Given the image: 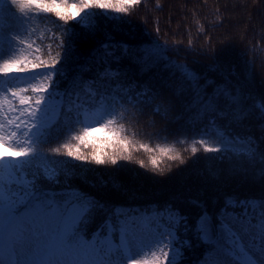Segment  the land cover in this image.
Listing matches in <instances>:
<instances>
[{
  "label": "snow or ice",
  "instance_id": "6c2138e0",
  "mask_svg": "<svg viewBox=\"0 0 264 264\" xmlns=\"http://www.w3.org/2000/svg\"><path fill=\"white\" fill-rule=\"evenodd\" d=\"M140 3L0 0V147L10 153L0 151V264H182L185 251L194 247L193 240L195 247L203 249L195 264H264V198L228 195L222 204L213 201L211 211L208 202L190 200L192 208L198 209L191 223L192 217L171 203L154 212L134 213L72 183L80 180L96 187L87 177L95 169L86 167L87 163L117 165L120 159H132L130 154L123 155L129 144L119 123L126 119L125 106L142 112L141 106L153 105L159 95L148 84L129 79L133 68L140 75L162 68L174 78L166 86L175 96L187 98L184 111L189 123L198 127L191 153L216 154L205 157L209 176L218 178L222 171L214 162H226L230 175L264 180V99L231 84V73H222L223 82L218 83L185 64L166 61L168 49L158 42L133 48L104 31V40L69 78L68 64L80 35L76 27L94 37L102 31L100 17L115 22V29L127 22L126 15ZM49 14L58 18L54 24H64L61 35L52 37L60 51L53 55L49 44L44 59L38 55L41 48L33 49L26 33L29 21L47 22ZM61 84L66 87L62 89ZM153 111L160 113V105ZM253 116L261 121L259 137L246 123ZM97 132L109 138L98 143L93 138ZM176 143L183 141L178 138ZM53 144L45 150V145ZM89 147L93 149L90 156L84 151ZM108 147L113 148L112 154L105 151ZM140 148L154 151L147 144ZM172 151L159 148L163 156L183 163L179 155H168ZM139 163L146 166L144 160ZM150 163L163 171L156 156ZM98 183L106 187L108 181L98 178ZM98 215L102 220L89 234ZM149 255L151 259H137Z\"/></svg>",
  "mask_w": 264,
  "mask_h": 264
},
{
  "label": "trees",
  "instance_id": "16d2710c",
  "mask_svg": "<svg viewBox=\"0 0 264 264\" xmlns=\"http://www.w3.org/2000/svg\"><path fill=\"white\" fill-rule=\"evenodd\" d=\"M77 0H69L75 3ZM101 11V10H94ZM123 15V14H122ZM51 20L41 22L33 18L28 22L29 33L26 35L33 49L39 46L42 58L47 59V45L52 44V54L60 49L55 47L53 34L59 37L63 32V21H58L54 14H49ZM241 17L238 27L233 29L234 18ZM126 23H120L114 29L115 22L105 21L100 17L102 31L96 35L86 36L84 30L76 27L79 37L75 40L74 58L68 64L69 78L76 74L77 66L87 62L89 53L97 44L104 40V31L110 33L116 42L126 43L133 48L149 47L158 42L166 46L168 51L166 61L187 65L196 73L223 82V74L233 85H239L246 94L258 99H264V0H141L130 14L126 15ZM69 21V25H74ZM157 29L159 31L157 32ZM31 51V50H30ZM128 64L127 61L124 62ZM210 66H216L218 71H210ZM90 74H85L87 78ZM129 79L137 84H148L154 92H158L153 105L141 106L142 112L132 105H126V119L119 121L125 131L121 134L127 141L131 160H118L117 165H96L87 163L86 167L95 169L87 173L89 181L96 182V187L74 180L72 183L81 190L89 192L109 205L122 206L134 213L155 211L165 204H173L182 212L189 214L195 222L198 209L192 208L190 200L199 199L208 202L210 211L213 201L223 203V198L235 195L240 198H264V180L252 176L230 175L228 164L214 162V166L222 171L218 178L208 175L206 167L209 161L206 156L216 155L198 151L192 154L191 142L198 127L189 123L183 104L187 98L177 97L166 83H173L174 78L168 71L155 69L145 75H140L135 68ZM66 84H61V88ZM155 105H160L161 112L153 111ZM168 110L167 117L163 115ZM246 123L251 125L253 135L259 137L257 125L261 121L255 116ZM237 131H242L237 129ZM100 143L109 138L104 132L102 136L94 135ZM183 143H176L177 139ZM147 144L154 149L145 152L140 148ZM53 145H45L47 150ZM160 147L172 148L168 155H179L183 160L172 161L159 152ZM199 148V145H197ZM264 148V144L261 145ZM86 155H91V147L84 149ZM112 154L113 148L105 149ZM117 153L121 151L119 147ZM156 156L162 172L153 169L150 158ZM199 159L198 163H194ZM144 160L145 167L139 161ZM80 163V162H77ZM124 165L123 168H119ZM119 168V170H117ZM98 178L108 181L107 186H100ZM115 181L117 187H113ZM219 205H217L218 207ZM102 220L96 217V222L88 228L90 234ZM185 251L182 264H195L203 249L195 247Z\"/></svg>",
  "mask_w": 264,
  "mask_h": 264
},
{
  "label": "rangeland",
  "instance_id": "374dc122",
  "mask_svg": "<svg viewBox=\"0 0 264 264\" xmlns=\"http://www.w3.org/2000/svg\"><path fill=\"white\" fill-rule=\"evenodd\" d=\"M240 17V16H239ZM241 22V17L238 18H234V21H233V29L237 28L239 23ZM24 55H29V52H25ZM29 58H31V56L29 55ZM29 95H31V93L29 92L28 93ZM10 99H12L10 96H9ZM14 103L18 104V100L14 101ZM97 127H99V125L97 124L96 125ZM104 134V132H97V133H94V135L96 136H102ZM0 151H4L6 154H10L8 153V148L7 147H0ZM154 212V211H153ZM140 213V212H139ZM151 259V256H147V257H137V259H140V260H143V259Z\"/></svg>",
  "mask_w": 264,
  "mask_h": 264
}]
</instances>
